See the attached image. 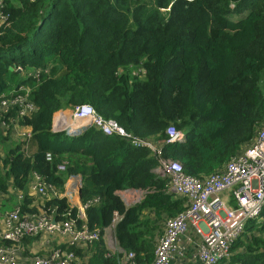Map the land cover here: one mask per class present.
I'll use <instances>...</instances> for the list:
<instances>
[{
  "label": "trees",
  "instance_id": "trees-1",
  "mask_svg": "<svg viewBox=\"0 0 264 264\" xmlns=\"http://www.w3.org/2000/svg\"><path fill=\"white\" fill-rule=\"evenodd\" d=\"M3 2L9 24L0 29V95L34 81L29 101L36 109L22 118L16 108L0 114L10 127L18 119L31 128L26 140L0 129V195L10 186L23 190L21 209L31 212L33 172L59 191L79 174L80 200L98 198L86 209L91 230L102 234L114 211L123 215L114 229L122 253L105 257L101 251L90 264H125L128 252L133 264H151L156 223L162 222L160 235L163 221L185 205L167 191V178L152 171L156 157L132 140L157 141L185 174L202 178L253 137L264 123V0ZM28 68L40 70L38 82L26 75ZM83 104L115 120L126 135L92 125L73 134L52 129L56 111ZM168 127L183 131L184 142L166 143ZM62 162L63 171L57 168ZM126 188L146 194L126 207L116 193ZM43 205L56 206L58 214L77 212L65 197ZM257 222H247L244 231L255 232L239 238L218 264H264V221Z\"/></svg>",
  "mask_w": 264,
  "mask_h": 264
},
{
  "label": "built area",
  "instance_id": "built-area-1",
  "mask_svg": "<svg viewBox=\"0 0 264 264\" xmlns=\"http://www.w3.org/2000/svg\"><path fill=\"white\" fill-rule=\"evenodd\" d=\"M8 24V13L4 10L3 0H0V29ZM16 70L23 72L21 67ZM26 75L32 76L38 82L40 70L28 72ZM30 90L31 87L25 83L1 94L0 114L16 108L18 116L22 118L34 111L36 106L29 101ZM55 114H58L59 122L55 121ZM63 114L59 110L54 113V131L73 134L92 125L107 135H126L115 120L103 118L90 105H77L69 114ZM12 123L14 125L10 127L0 120V129L3 132L10 128L7 136L14 140L31 137V128L23 124V120L15 119ZM55 125L62 130H55ZM166 133V143H182L185 140L184 132L173 127H168ZM132 143L147 147L151 151L157 159L152 171L167 178L169 193L185 199V209L175 217L165 219L163 233L157 240L151 264H179L185 261L189 264H218L227 259L231 255L232 247L243 234L247 222L257 220L264 211V123L225 164L202 178L185 174L178 161L163 155L162 147L157 141L133 139ZM1 147L0 144V151ZM51 158L52 154L46 152L45 159L50 161ZM57 168L63 171L65 162ZM28 183L27 193L33 197V201L26 208L35 209L31 212H23L21 209L27 196L24 191L10 186V192L17 200L12 209L5 211L0 217V264H83L71 248L80 243L93 244L100 239L109 249L116 247L113 251L121 252L114 229L123 218L122 214L114 211L110 224L101 234L100 230H91L88 227L86 216V209L96 203L98 198L78 203L75 215L70 209L58 214L56 206L46 207L43 202L59 198L61 192L35 172ZM79 186L80 177L71 175L66 186L70 201L71 197H78ZM224 193L228 196H224ZM139 194L143 196L142 191L134 189H125L119 193L126 207L139 202ZM70 201L67 202L72 208ZM45 234L50 237H66L67 241L48 252H34L30 256L21 254L19 245H22L23 239L42 238ZM133 257L134 254L128 252L125 264H133Z\"/></svg>",
  "mask_w": 264,
  "mask_h": 264
},
{
  "label": "crops",
  "instance_id": "crops-1",
  "mask_svg": "<svg viewBox=\"0 0 264 264\" xmlns=\"http://www.w3.org/2000/svg\"><path fill=\"white\" fill-rule=\"evenodd\" d=\"M157 144H159V143L157 142ZM0 175H1V172H0ZM73 176H79L80 177V186H79V190H78V197L76 198L77 201L74 203L73 200H72L76 196L71 197L72 201H70V195L67 193L66 186H67V182H68L69 177L67 178V180H66V182L64 184L63 190L59 191V192H61L60 193L61 195H59L58 197L59 198H64L65 197L66 201L69 200L70 204H72L73 207L74 206L76 207V205L78 203H83L80 200V198H79L80 189H81V186H82V177L79 174H75ZM160 177H162V176H160ZM162 178H164V177H162ZM28 184H27V190H28ZM15 189L20 190L18 188H15ZM126 189H132V188H126ZM123 190H125V189H123ZM123 190H119L116 193L119 195V193L121 191H123ZM134 190L142 191L143 192V197L146 194V191H143V190H140V189H134ZM8 192H9L8 195H0V207L4 203L10 204L11 207L9 209H5L4 211L0 212V217H1V214H3L5 211H8V210L12 209V207L16 204V200L17 199H16L15 195L10 192V187L8 188ZM223 195L224 196H228L225 193ZM95 198H97V197H95ZM177 198H181V197H177ZM182 199H184V198H182ZM184 205H185V199H184ZM0 220H1V218H0ZM163 228H164V221H163ZM162 233H163V231H162ZM162 233L156 238L155 246H156L157 240L161 237ZM65 241H67L66 237H64V238H61L60 236L50 237L47 234H45L42 238H37V239L30 238L28 240V243L22 242V245H19V246H20V249H21V254L23 256H30L34 252H40V253L48 252V251L54 249L57 246H62ZM77 248L80 250V255H78V256H79V258H80V260L82 261L83 264H90V260L93 259L92 257L94 255H98L101 251H102V253L104 254L105 257H109V256L111 257L112 254L117 255L119 253L118 250L117 251H113L112 249H109L108 247H106L104 241H102L101 245L98 246L97 248H95V243H93V244L92 243H80L77 246ZM118 249H120L121 250L120 253H122L123 250L120 247ZM154 250H155V247H154ZM231 254H232V250H231ZM179 264H189V263H187V261H185V262H179Z\"/></svg>",
  "mask_w": 264,
  "mask_h": 264
},
{
  "label": "rangeland",
  "instance_id": "rangeland-1",
  "mask_svg": "<svg viewBox=\"0 0 264 264\" xmlns=\"http://www.w3.org/2000/svg\"><path fill=\"white\" fill-rule=\"evenodd\" d=\"M21 67V66H20ZM19 66H17V68H20ZM22 68V67H21ZM23 69V68H22ZM58 69H59V71H61L62 70V66L61 65H58ZM28 70H30V73H32V72H34L33 71V69H31V68H28ZM19 72L22 74L23 72L21 71V70H19ZM20 73H19V75H20ZM14 82H17L18 81V79H14L13 80ZM36 84V82H34V81H32V84L29 82L27 85H29V87H32V86H34ZM59 111H61V112H63L64 114L63 115H67V114H69L70 113V109L68 110V109H63V110H59ZM66 118H68V117H66ZM55 121H57V122H59L58 121V114H55ZM59 127V126H58ZM55 130H62V129H59V128H57V126L55 125ZM36 150V148H35V146L33 145L31 148H30V151H35ZM145 193V192H144ZM76 196V195H75ZM120 197V196H119ZM138 197H141V199L143 198V196H141L140 194L138 195ZM52 199V198H51ZM73 200V202L75 203L76 201H77V199H76V197L75 198H73L72 199ZM11 206H10V204H6V203H4L1 207H0V212H2V211H4L5 209H9ZM32 211H35V209H32ZM257 221L258 222H262V221H264V214L262 215V216H260L259 218H257ZM255 222V221H254ZM257 222V223H258ZM156 225L158 226V233H157V235H156V237H155V241H156V238L159 236V233L161 232V228H162V222H161V220L160 221H158L157 223H156ZM255 232V228H252V229H250L249 231H244L243 232V234L240 236V238L241 239H243V240H245V238L246 237H249L252 233H254ZM30 238H28V240H29ZM113 250H116V247H114L113 248ZM236 250H240L239 248H237Z\"/></svg>",
  "mask_w": 264,
  "mask_h": 264
}]
</instances>
